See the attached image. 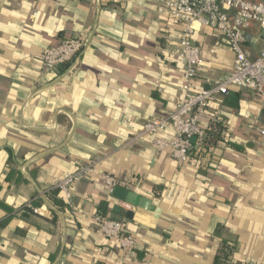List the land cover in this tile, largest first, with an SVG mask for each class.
Segmentation results:
<instances>
[{"label": "crops", "instance_id": "1", "mask_svg": "<svg viewBox=\"0 0 264 264\" xmlns=\"http://www.w3.org/2000/svg\"><path fill=\"white\" fill-rule=\"evenodd\" d=\"M181 21L171 0H0V264H216L229 246L237 260L264 264V104L251 91L229 89L201 116L206 128L220 117L228 128L206 170L152 138L125 145L185 95L186 64L173 52ZM70 32L83 34L86 50L47 70L44 51ZM246 34L254 59L264 29L253 22ZM196 38L195 83L209 86L232 70L234 53L214 29ZM97 156L71 184V205L61 192L43 197ZM105 175L161 199L158 222L137 211L125 218L131 250L101 230L100 202L110 217L123 218L118 203L135 209L109 193ZM26 205L38 214L25 216Z\"/></svg>", "mask_w": 264, "mask_h": 264}, {"label": "built area", "instance_id": "2", "mask_svg": "<svg viewBox=\"0 0 264 264\" xmlns=\"http://www.w3.org/2000/svg\"><path fill=\"white\" fill-rule=\"evenodd\" d=\"M172 5L181 13V37L173 51L186 64L183 82L186 87L184 97L176 107L164 117H154L141 126L125 145L141 139L152 138L159 149H169L172 157L180 162L190 161L193 147L191 138L200 140L206 134L201 116L207 108L224 95L229 89L237 88L252 92L259 102L264 104V49L254 59L249 57L246 28L253 22L264 29V0H171ZM203 28H211L222 34L234 53L232 70L223 78L210 81L209 86L197 87L201 67L202 47L196 35ZM87 48L83 34L70 32L57 45L47 48L43 53V65L52 70L59 65L73 61ZM251 110L245 116L249 117ZM172 130L173 136L165 137L162 131ZM264 134V130H261ZM97 156L80 165L73 173L60 177L43 197L51 190L64 194L69 205L72 203L71 184L78 178L93 171L101 162ZM109 193L118 184L113 175H105ZM125 203V202H123ZM104 235L115 239L123 250L136 247V240L126 231L125 218L98 216ZM221 264H236L237 257L233 249L226 248L220 254Z\"/></svg>", "mask_w": 264, "mask_h": 264}, {"label": "trees", "instance_id": "3", "mask_svg": "<svg viewBox=\"0 0 264 264\" xmlns=\"http://www.w3.org/2000/svg\"><path fill=\"white\" fill-rule=\"evenodd\" d=\"M227 119L224 117H220L214 120H211L210 125L206 129V134L202 140L199 138L193 144L192 150L190 152V161L194 164L198 165L201 170H206L208 167L210 168L211 164L215 163L220 155H217L218 143L223 140V136L228 130L227 128ZM236 148H241L239 145H234ZM212 167V166H211ZM54 195L60 193L59 190L55 189L52 191ZM36 202V201H34ZM59 205L63 208L64 201L58 200ZM36 204V203H34ZM0 205L6 206L3 201L0 199ZM98 207V213L103 216H107V213L110 209L108 201L100 202ZM24 215L29 216L31 214H38V211L33 208L31 205H26L23 209ZM58 218V214H55L54 220ZM227 248V247H226ZM225 248V249H226ZM229 249L230 246H229ZM216 264H221V256L217 257ZM236 264H248L244 260H237Z\"/></svg>", "mask_w": 264, "mask_h": 264}, {"label": "water", "instance_id": "4", "mask_svg": "<svg viewBox=\"0 0 264 264\" xmlns=\"http://www.w3.org/2000/svg\"><path fill=\"white\" fill-rule=\"evenodd\" d=\"M247 39H250V35H247ZM197 137L193 136L191 141L194 143ZM111 195L116 198L119 202H125L135 209H128L121 204L113 206L112 211L123 218L132 220L135 212H140L152 217L153 222H158L162 214V207L160 206L161 199L159 197H148L134 189L126 187L121 184H116Z\"/></svg>", "mask_w": 264, "mask_h": 264}]
</instances>
